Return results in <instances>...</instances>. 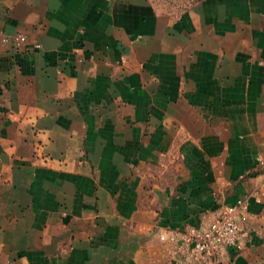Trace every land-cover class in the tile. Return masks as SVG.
Listing matches in <instances>:
<instances>
[{
	"label": "crops",
	"instance_id": "crops-1",
	"mask_svg": "<svg viewBox=\"0 0 264 264\" xmlns=\"http://www.w3.org/2000/svg\"><path fill=\"white\" fill-rule=\"evenodd\" d=\"M239 198L264 264V0H0V264H204Z\"/></svg>",
	"mask_w": 264,
	"mask_h": 264
},
{
	"label": "built area",
	"instance_id": "built-area-1",
	"mask_svg": "<svg viewBox=\"0 0 264 264\" xmlns=\"http://www.w3.org/2000/svg\"><path fill=\"white\" fill-rule=\"evenodd\" d=\"M25 42L24 36L18 37ZM40 48L39 44L35 45ZM247 201L239 198L222 210L204 217L198 226L184 231L159 236L162 241L178 242L180 253L186 261L201 260L204 264H217L228 249L238 247L247 218Z\"/></svg>",
	"mask_w": 264,
	"mask_h": 264
},
{
	"label": "rangeland",
	"instance_id": "rangeland-1",
	"mask_svg": "<svg viewBox=\"0 0 264 264\" xmlns=\"http://www.w3.org/2000/svg\"><path fill=\"white\" fill-rule=\"evenodd\" d=\"M201 0H150L159 12L176 16L183 10Z\"/></svg>",
	"mask_w": 264,
	"mask_h": 264
}]
</instances>
